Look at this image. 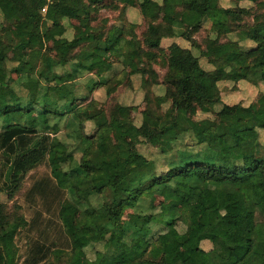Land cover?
<instances>
[{
	"label": "trees",
	"instance_id": "trees-1",
	"mask_svg": "<svg viewBox=\"0 0 264 264\" xmlns=\"http://www.w3.org/2000/svg\"><path fill=\"white\" fill-rule=\"evenodd\" d=\"M104 1L53 0L42 13L47 0H0V192L13 197L25 175L45 159L55 180L67 176L71 201L61 203L59 217L71 249L63 264H264V92L235 103L221 92L222 83H264V8L236 1L225 6L221 0H175L169 6L116 0V21L105 19V29L92 28L89 15L99 14ZM131 11L140 17L131 18ZM71 18H82L90 31L66 37L65 21ZM158 24L161 28L152 30ZM48 36L62 57L48 53ZM165 41L175 53H168ZM207 44L213 52L204 64L195 50ZM9 49L23 51L12 69L15 79ZM138 60L143 64L137 73L155 72L138 86L153 109L140 124L130 105L101 108L90 99L97 87L106 88L108 96L121 84L133 87L127 70ZM111 73L117 74L108 77ZM86 74L92 77L81 103L76 82ZM81 108L88 109V120ZM200 113L213 117L198 119ZM61 130L63 139L57 135ZM54 136L66 146L64 160ZM110 136L114 143L107 142ZM161 159L168 169L159 173ZM51 179L33 189L45 198L54 191L62 195ZM152 197H160L158 206ZM163 203L167 211L159 208ZM127 206L134 213L117 227ZM191 206L201 215L191 225L185 213L182 219L194 228L181 232L178 216ZM28 225L23 214L0 202V264H49L52 254L63 252L34 241L20 262L16 238ZM95 236L102 237L103 247L93 249L92 259L87 249Z\"/></svg>",
	"mask_w": 264,
	"mask_h": 264
},
{
	"label": "rangeland",
	"instance_id": "rangeland-1",
	"mask_svg": "<svg viewBox=\"0 0 264 264\" xmlns=\"http://www.w3.org/2000/svg\"><path fill=\"white\" fill-rule=\"evenodd\" d=\"M160 2L165 3L167 6L169 5H176L178 2L172 1V0H158ZM234 1L237 2L238 5L242 7H248V8H264V0L261 1H250V0H221V3L225 6H231L234 4ZM118 4L116 0H106L103 3H101L98 7L100 10L99 14H91L89 15V23L92 28H102L106 27L105 19H108L109 24L114 23L116 20V16L118 15V12H115L116 9H118ZM135 14V15H134ZM131 18L135 16V18H139L140 16L137 14V12H130ZM160 21V19H159ZM0 22H2V15L0 14ZM66 25V33L65 36L69 39H72L73 37L80 36L87 34L90 31V26L84 22L82 18H71L65 21ZM158 27V28H157ZM161 25H156L155 28L152 30L160 29ZM1 39V38H0ZM127 43L133 44V39L128 36L126 38ZM205 39V33L203 32V35H200L199 38H197L198 41H203ZM45 42L48 46V49L51 48V51L49 50L48 53L54 56V58H60L62 57V49L56 48V40L55 38L48 36L45 38ZM253 43L251 41H245L244 45L251 46ZM165 47H168V43L165 41L163 43ZM180 45L182 46H189L190 44L184 40L180 41ZM169 54H173L176 52L175 49L168 47L167 48ZM9 51V52H8ZM8 57H9V69L11 71V76L15 79L17 78V73L12 72V69L18 65V62L21 61L23 56V51L19 49L11 50L9 49ZM196 54L200 56L201 62L204 64H207V56L212 54L213 48L210 44H207L206 46H202V50L198 51L195 50ZM107 57H110L109 54H107ZM111 58V57H110ZM143 61L138 60L134 63L133 66L128 68V72L131 75L133 87H125L122 84L118 87L116 93L114 96H108L109 94L106 92V88L103 87H97L92 94L90 95V99L92 101H95L96 105L101 108H110L114 103L117 104L123 103L125 105L131 106V115L135 118V122L137 124H140L142 121V118L144 115L153 113L152 107L147 104L145 101H142V94L138 90V86L143 81H150L154 78V70H143L140 73H137V68L142 66ZM70 68L69 65L65 67V70H68ZM157 71L160 73L165 72L164 68L156 67ZM62 71V70H61ZM115 74H107V76H114ZM89 77H92L90 74L84 75L83 78H80L77 80L76 84L81 88L79 90L80 99L79 101L81 103L86 102V100H82V98L85 97V95H88V80ZM94 77V76H93ZM119 77V76H118ZM127 78V77H126ZM114 82V81H112ZM111 82V83H112ZM16 89L19 93H21L23 96L25 95L24 89L18 84L15 83ZM222 96L224 97L225 101L228 102H249L254 98H257L259 93L264 92V83H260L259 86H255L250 82L242 81L238 84H225L222 83ZM158 89V87H157ZM160 93V91H159ZM88 101H90L88 99ZM84 108H81V110ZM88 109L82 110V116L84 120H88L89 112ZM204 117H213L212 114H203L200 113L197 118L202 119ZM206 128L210 127V124L207 122L203 123ZM93 124L91 122L87 121V129L90 132H93L94 128L92 129ZM92 129V130H91ZM213 129V127H212ZM65 132L62 130L57 134L59 138L63 139ZM54 136L53 145H55V150L57 155L60 159L64 160L66 157V146L62 145L60 142L58 143L57 137ZM64 141V140H63ZM108 143H114V138L112 136L109 137ZM140 150L144 152L146 155H149L151 153V149H149L147 146L140 145ZM77 158H79L80 155L76 153ZM158 172H162L163 170H167V163L165 159H161L158 162ZM0 167H1V156H0ZM51 179V185L55 184L57 188L62 189V192H64L62 195H60L58 192H52L51 195L48 198L43 197L41 194H39L38 190H34L33 187L36 183H38L41 180H46L50 182ZM4 180L0 178V184H3ZM67 183L68 179L66 175H62L60 179L55 180L52 177L51 168L49 166V163L47 159H45L41 164H39L36 168L29 171L25 177L23 178L19 189L17 192H15L13 197H10L7 193L0 192V202L5 203L7 205V209L11 212H17L19 214H23L25 218L29 221V225L22 228L16 238V244L18 247V253L17 257L20 262L24 261V259L27 256L28 251L30 250L31 244L34 241H40L42 243H45L46 245H55L56 248L62 249L63 252L57 254H52L47 262L49 264H63L68 259L69 250L71 249L70 241L68 238V235L63 227V224L59 217V209L61 206V203L69 204L71 200H69V193L67 192ZM60 192V191H59ZM61 192V193H62ZM150 201H153L155 205L158 206L160 203V197H152L149 198ZM168 203H163L162 206H159V208L164 209V211H167V205ZM79 210L75 209L73 212L74 215H78ZM134 209L132 206H127L124 208L122 217L117 225V227H122L123 221L130 218L131 215H133ZM185 213H189L191 216V225L198 222V218L201 215V209H198V207L191 206L182 214H179L178 216V228L181 232L186 231H192L193 227H189L188 223L185 222L182 217H184ZM187 218V217H186ZM258 221H261L262 218L260 215L257 217ZM190 225V226H191ZM154 231H159L160 228L156 225H153ZM194 231V230H193ZM102 239L101 236H95L93 238V241L95 242L93 246L87 249V254L90 258H94L95 254L93 252V249H102V242H100ZM205 245V244H203ZM122 246L125 250H129L130 246L126 243H122Z\"/></svg>",
	"mask_w": 264,
	"mask_h": 264
},
{
	"label": "built area",
	"instance_id": "built-area-1",
	"mask_svg": "<svg viewBox=\"0 0 264 264\" xmlns=\"http://www.w3.org/2000/svg\"><path fill=\"white\" fill-rule=\"evenodd\" d=\"M53 0H47L46 5L42 8V13H46L49 4L52 3Z\"/></svg>",
	"mask_w": 264,
	"mask_h": 264
},
{
	"label": "crops",
	"instance_id": "crops-1",
	"mask_svg": "<svg viewBox=\"0 0 264 264\" xmlns=\"http://www.w3.org/2000/svg\"><path fill=\"white\" fill-rule=\"evenodd\" d=\"M12 50H14V49H12ZM8 52H9V51H8ZM8 52H7V53H8Z\"/></svg>",
	"mask_w": 264,
	"mask_h": 264
}]
</instances>
